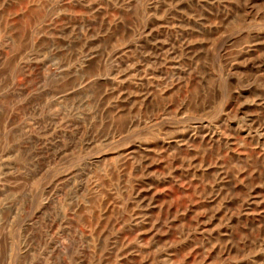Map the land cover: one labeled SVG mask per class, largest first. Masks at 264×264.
Returning <instances> with one entry per match:
<instances>
[{"label":"rangeland","instance_id":"obj_1","mask_svg":"<svg viewBox=\"0 0 264 264\" xmlns=\"http://www.w3.org/2000/svg\"><path fill=\"white\" fill-rule=\"evenodd\" d=\"M0 264H264V0H0Z\"/></svg>","mask_w":264,"mask_h":264}]
</instances>
